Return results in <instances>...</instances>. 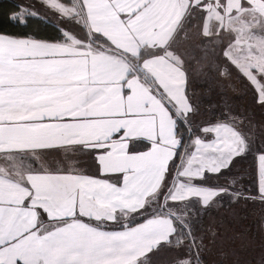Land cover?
<instances>
[{
  "label": "snow or ice",
  "instance_id": "6c2138e0",
  "mask_svg": "<svg viewBox=\"0 0 264 264\" xmlns=\"http://www.w3.org/2000/svg\"><path fill=\"white\" fill-rule=\"evenodd\" d=\"M42 2L55 22L42 17L35 4L12 0L0 9V41L66 46L69 32L59 21L70 19L79 5L75 0ZM49 27L54 36L44 33ZM209 51L202 46L199 59L191 54L180 58V99L165 105L169 134L163 138V160L153 156L154 146L162 144L159 134L138 137L128 152L144 154V160L120 172H102L99 150L73 136L19 139L21 132L36 135L48 131L41 126L73 118L31 115L36 106L0 99V154L9 158L6 167L0 166V185L16 183L12 175H27L29 195L23 206L35 194L36 180L75 191L67 193L72 205L64 216H49L34 205L36 227L42 229L38 235L61 253L43 264H264V218L253 232L244 212L253 203L264 206V83L245 78L251 107L236 110L215 78ZM133 75L140 79V71L130 66L122 84ZM45 84L40 81L41 89ZM23 153L37 159L63 154L64 159L38 167L12 159ZM98 181L104 185L93 187ZM80 186L93 207L103 205L100 211L82 209ZM0 264L15 260L0 256Z\"/></svg>",
  "mask_w": 264,
  "mask_h": 264
},
{
  "label": "crops",
  "instance_id": "0c3cea01",
  "mask_svg": "<svg viewBox=\"0 0 264 264\" xmlns=\"http://www.w3.org/2000/svg\"><path fill=\"white\" fill-rule=\"evenodd\" d=\"M194 1L197 0H77L89 32L107 39L112 47L135 59L140 79L133 75L123 84L130 67L124 60L92 47L70 32L64 47L0 41V84L4 86L0 99L23 108L36 106L31 115L73 118L66 124L41 126L48 131L36 135L21 132L18 138L73 136L99 150L96 159L102 172H120L144 160V154L128 152L130 142L138 137L154 139L159 134L162 144L154 146L153 156L157 162L162 161L167 152L163 138L169 134L165 105L172 106L173 98L180 99L183 79L182 56L174 49L180 41L177 29H183L184 16ZM216 3L213 7L225 9L227 20L240 15L244 20L254 11L264 22V0H216ZM209 16L206 14L201 24L204 32L208 26H215ZM261 46L258 56L264 57V44ZM227 48L231 64L247 78L249 68L236 61L235 46ZM41 80L46 81L42 89ZM12 159L38 167L55 165L64 156L45 155L37 159L23 153L13 154ZM8 162L7 154H0V166L6 167ZM10 179L16 183L0 185V256L8 261L14 259L15 264H43L61 253L38 235L42 229L36 227L39 214L34 205L49 216H64L72 205L67 193L75 195V191L36 180L35 194L23 206L29 195L26 190L29 178L12 175ZM103 185V181H98L93 187ZM80 187L82 209L93 214L100 211L103 205L97 202L93 207L83 194V186ZM253 204L257 207L247 211L251 215L246 223L255 232L264 218V206Z\"/></svg>",
  "mask_w": 264,
  "mask_h": 264
},
{
  "label": "rangeland",
  "instance_id": "374dc122",
  "mask_svg": "<svg viewBox=\"0 0 264 264\" xmlns=\"http://www.w3.org/2000/svg\"><path fill=\"white\" fill-rule=\"evenodd\" d=\"M35 1L43 3L40 0ZM213 4H217L216 0H197L189 5L188 11L184 16L186 20L185 25L181 31L177 29L178 35L180 32V41L178 42V48L174 49L185 59L187 55L190 54L195 55V57L199 59L201 57L200 42L210 39L211 43L207 42V47L214 53H216L217 50L221 51L224 49L223 56H225L224 58L227 57L226 60L230 62L227 47L233 44L236 51V61H238L240 65L249 68L246 74L247 78H258V82L264 83V63H261L262 61L264 62V57L258 56V50L263 48L261 45L264 44V41H262L264 40L263 20L261 19L260 22L258 14L254 11L247 15L244 20H241V15L227 20V16H224L227 13L226 10L216 9L213 7ZM35 6L41 9L40 6ZM77 14L78 8L76 9V14L67 20L69 25L71 23H73V26H76V24L81 25V19ZM206 14L208 16L210 15L209 17L213 23L215 22V26H208L206 32H204V26H201V24ZM74 16L76 19L72 20ZM69 21H71V23ZM60 24L65 25L64 21L60 22ZM69 28H71V25ZM214 44L216 48L213 47ZM208 56L209 63L211 64V55L208 54ZM215 78L223 84L225 91L230 97H241L242 91H240L238 82L231 77L225 69L223 76L220 75L219 71ZM248 103L247 95L242 102H234L232 106L236 110L242 111L250 108L248 107Z\"/></svg>",
  "mask_w": 264,
  "mask_h": 264
},
{
  "label": "trees",
  "instance_id": "16d2710c",
  "mask_svg": "<svg viewBox=\"0 0 264 264\" xmlns=\"http://www.w3.org/2000/svg\"><path fill=\"white\" fill-rule=\"evenodd\" d=\"M25 2L28 3V4H35L37 6H40L41 9H39V7H38V9H39L42 17H44L45 19L51 18L54 22L56 21L55 15L51 11H49L46 7H44L43 3L35 1V0H25ZM11 3H12V0H0V9L7 7ZM76 3L78 4L77 0H75V4ZM77 8H78V16L81 19V25H77L76 24V26H73V23H71V21H69L71 23L70 24L71 28H69L70 25L67 23V20L64 21L65 25H63V26L66 27L67 29L69 28L68 32L77 35L83 41L89 43L92 47L98 48L102 52L114 55V56L124 60L129 66H135L136 67V65L134 64V60L135 59H132L128 55H126V54L118 51L114 47H112V45L109 43V41L107 39H105V38H103L101 36H98V35H92L89 32L88 28H87L86 21H85V15H84L83 10L81 9L80 6L77 7ZM75 19H76L75 16L72 17V20H75ZM0 20H2V15H0ZM60 22H62V21H60ZM12 31H15V30H12ZM44 33H46V34H48L50 36H54L55 35V32L52 31V29L50 27L46 28L44 30ZM44 33H42V34H44ZM66 41L67 40H65L64 42H66ZM207 42L211 43V40L210 39H208V40L206 39L205 41H201L200 42V48L202 46H207L206 45ZM213 47L216 48V45L214 44ZM223 50H221V51L217 50L216 53H214L211 50L208 52V54L211 55V63L213 61L216 63V71H215L214 75L216 76L221 68L225 69L229 73V75L231 77H233L238 82L240 91H242V94L240 95L241 97H236V96H235V98L233 97V104H234V102H242L244 100L245 96L248 95V102H249L248 103V107H251V96H252L251 88L249 87V85H247V83L245 82V79L238 72V70L230 62H228L226 60V58H224ZM141 58H143V53L140 54V59ZM144 81L149 84L147 79L144 78ZM152 89L160 97L159 93L153 87H152ZM223 90H224L225 95L230 97V95L225 91V88ZM249 94H250V96H249ZM237 104H239V103H237ZM256 207L257 206H255L254 204H251L247 209H244V212L249 217L251 214H249L247 211L250 210V209H255Z\"/></svg>",
  "mask_w": 264,
  "mask_h": 264
}]
</instances>
